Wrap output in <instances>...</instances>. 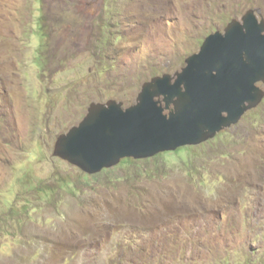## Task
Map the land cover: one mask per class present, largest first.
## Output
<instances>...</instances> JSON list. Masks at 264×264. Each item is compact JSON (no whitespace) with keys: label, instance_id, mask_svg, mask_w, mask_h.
Wrapping results in <instances>:
<instances>
[{"label":"rangeland","instance_id":"obj_1","mask_svg":"<svg viewBox=\"0 0 264 264\" xmlns=\"http://www.w3.org/2000/svg\"><path fill=\"white\" fill-rule=\"evenodd\" d=\"M250 8L264 17V0H0V264H264V98L95 174L53 155L91 102L134 104Z\"/></svg>","mask_w":264,"mask_h":264},{"label":"water","instance_id":"obj_2","mask_svg":"<svg viewBox=\"0 0 264 264\" xmlns=\"http://www.w3.org/2000/svg\"><path fill=\"white\" fill-rule=\"evenodd\" d=\"M264 17L250 8L207 35L185 66L143 82L136 102H91L57 136L53 155L87 174L198 145L239 121L264 98Z\"/></svg>","mask_w":264,"mask_h":264},{"label":"trees","instance_id":"obj_3","mask_svg":"<svg viewBox=\"0 0 264 264\" xmlns=\"http://www.w3.org/2000/svg\"><path fill=\"white\" fill-rule=\"evenodd\" d=\"M129 160H133V158H124V159H122V162H126V161H129Z\"/></svg>","mask_w":264,"mask_h":264}]
</instances>
